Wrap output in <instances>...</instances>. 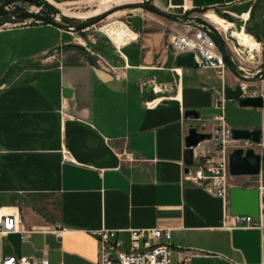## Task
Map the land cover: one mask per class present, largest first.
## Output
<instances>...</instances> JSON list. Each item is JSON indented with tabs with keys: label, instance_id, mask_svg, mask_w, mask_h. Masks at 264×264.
Segmentation results:
<instances>
[{
	"label": "crops",
	"instance_id": "0c3cea01",
	"mask_svg": "<svg viewBox=\"0 0 264 264\" xmlns=\"http://www.w3.org/2000/svg\"><path fill=\"white\" fill-rule=\"evenodd\" d=\"M47 1L59 11L74 0ZM237 1L188 0L187 14ZM204 15L220 30L237 26L214 10ZM110 21L100 29L112 35L129 28V35L112 51L88 47L94 62L84 51L55 53L74 37L52 23L0 27V206L17 209L25 226L37 228L26 238L8 233L3 252L47 256L50 264H97L95 231L118 229L127 247L129 229L160 227L171 229L173 264L185 249L196 250L191 264H264V227L232 226L230 193L225 199L185 178L186 136L191 126L207 132L215 123L214 89L222 88V77L177 65L168 40L181 22L153 11ZM240 75L229 67L228 85ZM255 108L260 125L245 127L264 124V109ZM187 109L199 116L185 115ZM256 150L261 172L230 174L229 182L260 188L256 218L264 223V145ZM127 151L136 158H125ZM58 222L64 232L45 229Z\"/></svg>",
	"mask_w": 264,
	"mask_h": 264
},
{
	"label": "built area",
	"instance_id": "2783aa9c",
	"mask_svg": "<svg viewBox=\"0 0 264 264\" xmlns=\"http://www.w3.org/2000/svg\"><path fill=\"white\" fill-rule=\"evenodd\" d=\"M153 6L175 14H186L192 10L188 0H142ZM166 1L165 4H163ZM259 6V14L264 22V0H254L253 6L249 11V16L254 5ZM6 12L16 11V6L12 2L3 5ZM218 7H209L207 10H214ZM222 8V7H221ZM175 9V11H172ZM31 11L46 13L43 5H39ZM47 13V14H48ZM59 19L60 13L50 14ZM243 18L240 14H237ZM186 18V17H183ZM248 18H244L245 22ZM182 27L172 25V33L169 36L168 47L174 55L194 53V64L200 68L215 69L223 79L221 89L215 88L216 99L215 107L218 113L215 115V123L211 128L205 129L211 136L200 140L193 146V164L185 169V178L192 180L196 184L203 186L207 191L228 199L230 192V153L237 147H252L264 145L263 138L261 142H255L250 138H235L233 126L226 118V107L229 97L226 92L227 71L229 69L226 56L215 37L213 30L203 24H193L190 22H181ZM227 42L229 39L226 37ZM229 53V52H228ZM231 60H235L229 55ZM241 70L245 67L239 66ZM253 73L243 72L237 77L232 87L240 86V97L264 95V85H260L251 79ZM261 77H264L263 75ZM264 80V79H263ZM63 113L66 109L63 107ZM65 156H68L66 151ZM124 157L130 160L135 159L131 151L124 153ZM187 167V165H186ZM264 191V190H263ZM232 226L241 227H264L261 219L251 214H232ZM224 225L227 221L224 220ZM37 229L36 227H27L23 224L17 209H7L0 206V264H50V258L31 257L26 254L4 253L2 250V241L8 233L21 232L22 237L26 238L29 233ZM45 229H52L62 233L67 226L58 222L53 227L48 226ZM130 245L124 246L123 240L118 236V229H100L94 232L99 240L98 261L97 264H173L171 256V229L160 227L131 228ZM196 250L185 249L183 257L178 264H191V258ZM250 264V263H234Z\"/></svg>",
	"mask_w": 264,
	"mask_h": 264
},
{
	"label": "rangeland",
	"instance_id": "374dc122",
	"mask_svg": "<svg viewBox=\"0 0 264 264\" xmlns=\"http://www.w3.org/2000/svg\"><path fill=\"white\" fill-rule=\"evenodd\" d=\"M11 2L16 6L15 8L16 11L19 10V8L36 9L39 6L38 4L32 3L31 1L28 0L27 1L15 0ZM138 2H143V1L125 0L124 3H120L114 0L110 2H102L101 0H74L73 2L63 4L62 8H60L59 11L54 12V14L60 13L59 20L63 22L79 23L81 21L93 19L102 13H107V12L109 13L104 17V19H102L98 23L86 27L84 30H81L79 32H73L72 35L74 38L72 39L71 43L74 44V46L66 47V45H64L61 48H59L58 51H55V53L57 52L60 53L62 51L68 50L67 56L68 55L70 56L73 55L72 53H77V51H82V48L76 45H82L84 47H87V50L89 47L91 49L95 48L98 50H105V51H109V49L110 51H112V49H116L115 43H118L119 46L123 45L125 43L124 39L129 35L130 32L129 28H122L116 32H112V35H109L107 34V32L102 31L100 27L107 22H111L110 20L122 19L125 22H128L127 19H130L133 13H138V12L147 13L148 11L149 13H152L151 10L136 5H130L122 8L123 4L138 3ZM201 2L205 4L204 1ZM165 3L166 1L163 4ZM198 4H200V2H198ZM172 11H175V9H172ZM207 11L208 10L201 9V10H197L191 15H188L187 13L186 14L180 13V14H175V16L178 18L200 17L206 19L209 23L213 24L204 15ZM215 11L221 14L222 16H225L224 13H228L232 15V17L229 16H225V17L234 20L239 28L244 27L246 29V30H240V29L237 30L235 27L233 31L225 28L220 30L215 24H213L223 34L225 39H226L225 35L229 37V41L227 42L226 40V47H227V51L229 52V55L233 56L235 59L234 61L232 60L233 65L237 67V69H239V66L245 67V70H241V71L253 73L251 77L254 76L257 71L264 68V40L262 38V35L259 36L258 32H256L259 31L257 29L256 24H258V22H262L259 11H257L256 13L254 11H251L250 17L246 22L244 18H240L236 13L226 11L224 8L218 7L215 9ZM115 12H117L118 15L112 16ZM64 15H67L69 18H65ZM140 19H141L140 14L134 15L132 18L133 24L136 26L139 25ZM247 25L252 26L253 29L247 28ZM179 27H182V25H179ZM65 37H68L67 34L65 35ZM255 37L258 39V41ZM237 45H242L247 48L260 49L256 60L255 61L248 60L245 55L239 54L236 51ZM233 47L236 50H234ZM88 51L91 52V50ZM54 60H57V57L53 58V61ZM263 79L264 77H259L255 80L260 85H264ZM217 83L218 85H220L221 83L220 78L217 80ZM226 118L228 123L235 127L258 126L261 123L260 112H258L255 107L240 105L237 98L230 99L228 101L226 107ZM261 147H262L261 145H258L256 146V149H260Z\"/></svg>",
	"mask_w": 264,
	"mask_h": 264
},
{
	"label": "water",
	"instance_id": "95a60500",
	"mask_svg": "<svg viewBox=\"0 0 264 264\" xmlns=\"http://www.w3.org/2000/svg\"><path fill=\"white\" fill-rule=\"evenodd\" d=\"M41 4L42 0H37ZM254 0H241L235 3H230L225 5L224 9L226 11L242 14L245 11H250L253 6ZM136 5L151 10L157 14L172 18L179 22H190L193 24H203L209 26L215 35L218 38L219 44L226 56L227 63L229 67L237 74L240 73L234 67L229 57V53L226 47V39L223 34L218 30V28L209 23L206 19L200 17H191V18H178L173 13L169 11H165L156 6H153L147 2H138V3H128L123 4L122 8ZM102 13L96 16L93 19L81 21L79 23H69L63 22L53 15H49L47 13H41L36 11H31L29 9H22L18 11L7 12L5 14L0 15V27L6 24H20L28 21H37V22H48L52 23L60 28L79 32L84 30L86 27L94 25L104 19V17L108 14ZM258 30L262 35L264 40V22L260 23L258 26ZM228 39L229 37L225 35ZM257 58V57H256ZM256 60V59H255ZM176 63L178 66H193L194 65V53L188 52L183 55H179L176 58ZM264 75V68L257 71L254 76L251 77L252 80H255ZM241 76V75H240ZM226 92L228 97L235 99L241 95L240 86L232 87L230 85L226 86ZM239 103L242 106H252V107H262L264 109V95L258 96H246L240 97ZM185 115L198 117L199 112L196 109H187L185 111ZM233 134L235 138H250L255 142H261L262 136L264 141V124L261 127L257 128H248V127H234ZM211 136L210 132L199 131L197 126H191L189 129V133L186 136V144L187 148L185 150L184 160L185 163L190 165L193 163V146L197 145V143L205 138ZM262 152L257 151L254 147H237L230 153V171L231 174H258L261 172L262 168ZM188 170V167H186ZM230 209L233 214H251L255 217L260 216V208H261V194L259 187H241V186H231L230 187Z\"/></svg>",
	"mask_w": 264,
	"mask_h": 264
},
{
	"label": "trees",
	"instance_id": "16d2710c",
	"mask_svg": "<svg viewBox=\"0 0 264 264\" xmlns=\"http://www.w3.org/2000/svg\"><path fill=\"white\" fill-rule=\"evenodd\" d=\"M11 1H15V0H4V1H2V2L0 3V15L6 13V10H4V7H3L4 3H8V2H11ZM28 1H31L32 3H38V5L41 4V3L38 2L37 0H28ZM42 2H43V7H44V8L46 7L45 9H47L49 12H55V11H58V10L56 9V7H55L53 4H51L50 2H48L47 0H42ZM19 9H20V8H19ZM199 10H201V9H199ZM202 10H207V8H203ZM48 14H49V13H48ZM224 15H225V16H229V17H232V15H230V14H228V13H224ZM65 18H68V17L65 16ZM33 22H36V21H33ZM260 23H261V22H258V24H256V25L259 26ZM247 28H252V26L247 25ZM252 29H253V28H252ZM254 31H256V30H254ZM256 32H258V35L261 36V33H260L259 31H256ZM214 35H215V34H214ZM215 37H216V35H215ZM216 38H217V37H216ZM73 46H74V44H69L68 47H73ZM76 46L82 48V51H84V52L86 53L85 55H86V56H87L92 62L95 61L94 58H93V56H92L89 52H87L86 47H84V46H82V45H76ZM263 76H264V75H263Z\"/></svg>",
	"mask_w": 264,
	"mask_h": 264
},
{
	"label": "bare ground",
	"instance_id": "6f19581e",
	"mask_svg": "<svg viewBox=\"0 0 264 264\" xmlns=\"http://www.w3.org/2000/svg\"><path fill=\"white\" fill-rule=\"evenodd\" d=\"M233 25V24H231ZM237 30H244L245 28L244 27H241L239 28L238 26H235ZM246 30V29H245ZM256 38V37H255ZM257 39V38H256ZM258 41V39H257ZM261 47V45H260ZM234 50H236L239 54L241 55H245L246 58L248 60H251V61H255L257 55H258V52L260 51V49H255V48H247V47H244L242 45H237L236 46V49L233 47Z\"/></svg>",
	"mask_w": 264,
	"mask_h": 264
},
{
	"label": "flooded vegetation",
	"instance_id": "af4514ba",
	"mask_svg": "<svg viewBox=\"0 0 264 264\" xmlns=\"http://www.w3.org/2000/svg\"><path fill=\"white\" fill-rule=\"evenodd\" d=\"M19 10H22V9H19ZM18 11V10H17ZM49 14H53V13H49ZM88 20H90V19H88ZM256 28V27H255ZM257 29H258V26H257Z\"/></svg>",
	"mask_w": 264,
	"mask_h": 264
}]
</instances>
